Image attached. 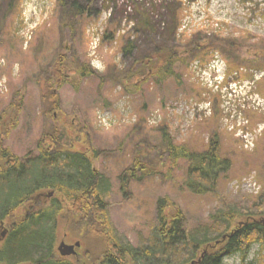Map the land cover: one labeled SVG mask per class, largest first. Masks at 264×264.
Returning <instances> with one entry per match:
<instances>
[{"label":"rangeland","instance_id":"rangeland-1","mask_svg":"<svg viewBox=\"0 0 264 264\" xmlns=\"http://www.w3.org/2000/svg\"><path fill=\"white\" fill-rule=\"evenodd\" d=\"M9 1L0 0V115L21 101L17 126L2 139L12 154L20 159L36 154L43 131L53 125L63 129L64 150L95 151L92 166L111 180L110 220L133 245L155 219L159 198L173 200L189 228L206 222L214 209L211 201L177 190L182 169L174 172L172 180L158 175L131 183L129 199L120 193L118 177L137 151L145 148L141 154L148 152L149 163H155L163 129L174 144H188L194 150L204 149L211 134L217 135L222 154L232 161L224 183V193L232 203L262 193L264 0H178L183 17L173 45L179 80L149 81L132 93L109 80L101 86L97 77L83 80L78 91L69 84L49 91L45 83L49 72L54 81L58 78L54 64L60 56L64 63L89 64L103 76L113 67L119 72L131 66L132 58L121 53L123 45L135 43L132 57L151 45L147 32H136L137 11L152 9L159 15L156 21H162L163 1L171 0H13L8 5ZM71 2H78L92 15L84 21L72 18ZM165 23H158L160 37L155 35V42L161 40ZM108 32H113V40L103 43ZM189 41L198 44L192 54L186 48ZM53 92L59 97L58 110L43 117V97ZM52 193L42 192L52 199L62 198ZM34 202L38 208L49 206L45 205L49 201L39 198ZM62 205L55 248L62 242H78L70 262L94 264L93 259L103 251L101 238L95 237L94 230L84 231L69 203ZM29 206L21 205L15 214L21 218ZM9 226L8 220L2 221L0 232H7ZM258 251L259 245L254 244L245 264H255ZM223 264H241V259L234 254Z\"/></svg>","mask_w":264,"mask_h":264},{"label":"trees","instance_id":"trees-1","mask_svg":"<svg viewBox=\"0 0 264 264\" xmlns=\"http://www.w3.org/2000/svg\"><path fill=\"white\" fill-rule=\"evenodd\" d=\"M163 2L165 18L162 21L166 23L159 42H155L159 34L158 23L162 22L155 19L159 15L152 9L137 11L136 32L151 34V37L148 35L151 45L136 57H132L137 49L135 43L128 41L123 45L122 55L133 60L128 69L115 72L113 67L103 76L89 64L80 65L72 60L69 64L64 63L60 56L54 64V74L58 78L54 81L49 72L45 87L50 91L52 87L69 84L78 91L83 80L91 81L97 77L101 86L109 80L119 83L128 92L133 89V92L149 81L159 84L166 79L179 80L174 71L178 59L173 43L183 11L178 0ZM69 4V15L74 19L84 21L92 15L78 2ZM102 40L111 43L113 32L105 33ZM195 44L189 41L187 52L192 54ZM58 104V94L47 93L46 99L43 97L42 116H51L58 110ZM21 108V101L12 103L0 115V223L10 222L9 234L0 244L1 264H73L55 251L56 223L63 212L62 202L69 203L70 209L78 214L77 223L86 228L85 232L94 230L95 237L101 238L103 251L93 259L94 264H223L225 258L234 254L239 255L241 264H245L254 244L259 245L255 264H264V176L262 193L258 197H245L238 204L232 203L224 193L232 161L222 154L217 135L211 134L204 149L194 150L188 144H174L163 129L160 132L163 143L156 151L158 156L154 164L149 163L148 152L141 154L145 148L133 155L130 165L118 177L119 191L124 199L130 197L131 183L158 175L172 180L174 172L182 169L183 179L175 186L177 190L214 203L208 220L189 228L182 209L169 197L159 198L155 204V219L150 221L145 234L137 235L138 243L133 245L110 220L107 199L111 194V180L92 166L97 157L95 151L91 154L71 148L64 150L61 145L65 135L56 125L43 131L34 155L27 154L20 159L3 146V137L17 126ZM46 190L62 198L51 200L46 207H33L26 218L15 214L21 205Z\"/></svg>","mask_w":264,"mask_h":264},{"label":"flooded vegetation","instance_id":"flooded-vegetation-1","mask_svg":"<svg viewBox=\"0 0 264 264\" xmlns=\"http://www.w3.org/2000/svg\"><path fill=\"white\" fill-rule=\"evenodd\" d=\"M42 192H44V191H42ZM42 192H39V193H37L35 196H33V198L31 199V201H29V202H26L25 204H27V203H30V206H29V210L27 211V212H25V214L23 215V218H26L27 216H29V214H30V211L33 209V207H37L36 205H34V203H36V202H34V201H36L38 198L39 199H42L45 203L46 202H48L49 201V203H47V204H45V205H49L50 204V199H52V196H53V193L52 192H50V193H52V196H50L49 194H47L48 196H50V197H48L47 195H44V194H42ZM53 200V199H52ZM32 203V204H31ZM41 206V205H40ZM10 228V227H9ZM9 228L7 229V232H5L4 231V234H5V237H4V239L3 238H1V235H2V233L3 232H0V241L2 240V241H4L5 240V238L8 236V234H9ZM56 241V240H55ZM62 243H64V242H62ZM64 244H66V243H64ZM60 245V244H59ZM58 245V246H59ZM58 246L55 248V251H57V248H58ZM76 249V248H75ZM58 253V252H57ZM74 256V255H73ZM64 259H66L67 261H69V256L68 257H63Z\"/></svg>","mask_w":264,"mask_h":264},{"label":"water","instance_id":"water-1","mask_svg":"<svg viewBox=\"0 0 264 264\" xmlns=\"http://www.w3.org/2000/svg\"><path fill=\"white\" fill-rule=\"evenodd\" d=\"M5 237V234H2V238ZM79 247V243H75L74 245H66L64 243H60L57 248V252L61 257L73 256L76 254L75 248Z\"/></svg>","mask_w":264,"mask_h":264}]
</instances>
